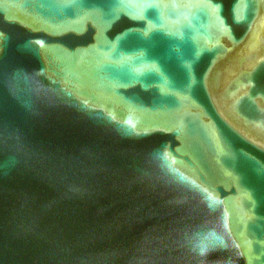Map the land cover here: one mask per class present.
I'll return each mask as SVG.
<instances>
[{
    "label": "water",
    "instance_id": "water-1",
    "mask_svg": "<svg viewBox=\"0 0 264 264\" xmlns=\"http://www.w3.org/2000/svg\"><path fill=\"white\" fill-rule=\"evenodd\" d=\"M0 264H264V97L0 25Z\"/></svg>",
    "mask_w": 264,
    "mask_h": 264
}]
</instances>
